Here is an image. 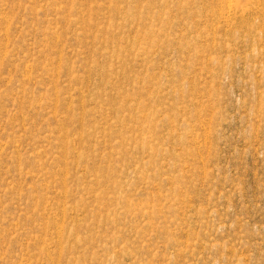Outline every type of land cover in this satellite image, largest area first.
<instances>
[{
	"label": "rangeland",
	"instance_id": "1",
	"mask_svg": "<svg viewBox=\"0 0 264 264\" xmlns=\"http://www.w3.org/2000/svg\"><path fill=\"white\" fill-rule=\"evenodd\" d=\"M0 264H264V0H0Z\"/></svg>",
	"mask_w": 264,
	"mask_h": 264
},
{
	"label": "bare ground",
	"instance_id": "2",
	"mask_svg": "<svg viewBox=\"0 0 264 264\" xmlns=\"http://www.w3.org/2000/svg\"><path fill=\"white\" fill-rule=\"evenodd\" d=\"M253 8V7H252ZM83 14V13H82ZM9 17V16H8ZM10 23V22H9ZM8 23V24H9ZM8 29V28H7ZM6 29V30H7ZM6 33V32H5ZM8 36V35H7ZM7 48V47H6ZM8 50V49H7ZM6 50V51H7ZM5 51V52H6ZM4 59V58H3ZM60 59V58H59ZM59 61H61V60H59ZM58 64H59V62H58ZM31 66V65H30ZM29 65H28V67H30ZM31 69V68H30ZM28 70V69H27ZM30 72H32V71H30ZM59 72V71H58ZM57 73V72H56ZM28 78V77H27ZM30 79V78H29ZM56 79H58V78H56ZM89 79V78H88ZM9 81V80H8ZM35 83V82H34ZM88 87V86H87ZM80 91V90H79ZM83 92V91H82ZM84 93V92H83ZM87 95V94H86ZM71 96V95H70ZM81 96V95H80ZM58 97V96H57ZM83 97H84V95H83ZM58 100V99H57ZM84 101V100H83ZM58 102V101H57ZM70 103V102H69ZM71 108V107H70ZM56 109V108H55ZM83 110V109H82ZM23 117V116H22ZM105 117V116H104ZM78 157V156H77ZM77 167V166H76ZM82 170V169H81ZM68 172V171H67ZM60 173V172H59ZM61 174V173H60ZM65 174V173H64ZM66 179V178H65ZM48 185V184H47ZM64 196V195H63ZM62 197V196H61ZM66 197V196H65ZM64 209V208H63ZM63 211H65V209L63 210ZM65 213V212H64ZM72 213H74V212H72ZM56 216V215H55ZM65 219V218H64ZM56 223V222H55ZM16 224V223H15ZM64 224V223H63ZM64 226V225H63ZM60 228V230H57L59 233H60V236H59V240H60V242H61V239H62V229H61V226L59 227ZM63 228V227H62ZM50 230V229H49ZM57 235V234H56ZM59 240H58V242H59ZM50 246V245H49ZM61 246V245H60ZM47 247V246H46ZM60 249V248H59ZM47 256H48V254H47ZM49 259H51V258H49ZM50 262H51V260H50Z\"/></svg>",
	"mask_w": 264,
	"mask_h": 264
}]
</instances>
